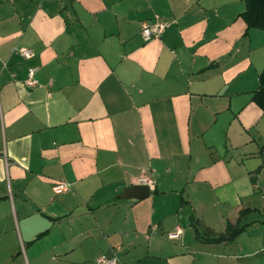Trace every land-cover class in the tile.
<instances>
[{
  "label": "crops",
  "instance_id": "0c3cea01",
  "mask_svg": "<svg viewBox=\"0 0 264 264\" xmlns=\"http://www.w3.org/2000/svg\"><path fill=\"white\" fill-rule=\"evenodd\" d=\"M244 9L0 0V264H264V31Z\"/></svg>",
  "mask_w": 264,
  "mask_h": 264
},
{
  "label": "trees",
  "instance_id": "16d2710c",
  "mask_svg": "<svg viewBox=\"0 0 264 264\" xmlns=\"http://www.w3.org/2000/svg\"><path fill=\"white\" fill-rule=\"evenodd\" d=\"M243 2L245 9L240 16L244 20L247 30L257 29L264 31V0H243ZM252 100L264 112V69L259 75V88L253 94ZM242 229L243 227L235 228L227 225L226 233L213 239V241L233 240Z\"/></svg>",
  "mask_w": 264,
  "mask_h": 264
},
{
  "label": "built area",
  "instance_id": "2783aa9c",
  "mask_svg": "<svg viewBox=\"0 0 264 264\" xmlns=\"http://www.w3.org/2000/svg\"><path fill=\"white\" fill-rule=\"evenodd\" d=\"M168 23L167 22H155V23H142L141 28H140V36L144 42H149L154 39H158L163 32L167 29ZM20 57L24 59H31L32 58V52L29 51L28 49L25 48H18L15 50ZM35 72L36 69H30L28 71L27 79L25 81V86L33 88L37 86L38 82L35 79ZM149 187H152L151 181L147 180L145 181ZM68 189L67 185L59 184L54 187L55 193H62L66 192ZM181 234V231L179 229H175L174 233H170L168 235L169 239H174L178 237ZM95 264H116V259L115 258H109L105 255L100 256Z\"/></svg>",
  "mask_w": 264,
  "mask_h": 264
},
{
  "label": "water",
  "instance_id": "95a60500",
  "mask_svg": "<svg viewBox=\"0 0 264 264\" xmlns=\"http://www.w3.org/2000/svg\"><path fill=\"white\" fill-rule=\"evenodd\" d=\"M149 196L148 186H131L125 189L122 195L119 196L120 199H143Z\"/></svg>",
  "mask_w": 264,
  "mask_h": 264
}]
</instances>
